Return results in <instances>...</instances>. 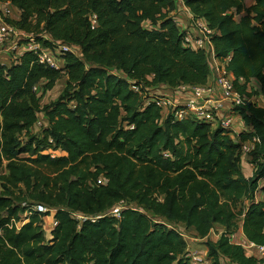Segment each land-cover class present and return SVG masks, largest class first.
Segmentation results:
<instances>
[{
  "label": "trees",
  "instance_id": "1",
  "mask_svg": "<svg viewBox=\"0 0 264 264\" xmlns=\"http://www.w3.org/2000/svg\"><path fill=\"white\" fill-rule=\"evenodd\" d=\"M0 1L20 11L8 18L18 29L81 53H63L60 68L33 51L0 61V171L7 170L0 176V264H192L177 226L206 240L212 264H261L230 234L241 225L250 242L264 245V108L252 101L234 108L248 128L235 139L219 123L163 114L144 93L157 84L204 85L212 76L206 53L183 43L178 0ZM183 2L215 30L216 56L229 58L239 93L263 91L264 0ZM62 76V93L42 105L39 91ZM39 112L48 120L40 134L33 131ZM249 140L248 177L242 145ZM121 200L138 208L83 221L70 212L98 215ZM33 202L56 208L50 239L43 229L49 212L28 213L20 228L14 223ZM217 226L223 231L209 239Z\"/></svg>",
  "mask_w": 264,
  "mask_h": 264
},
{
  "label": "built area",
  "instance_id": "2",
  "mask_svg": "<svg viewBox=\"0 0 264 264\" xmlns=\"http://www.w3.org/2000/svg\"><path fill=\"white\" fill-rule=\"evenodd\" d=\"M178 2L180 3L179 6L187 7L183 0H178ZM3 11L8 13L9 10ZM190 15V23H186V21L183 19V10L179 9L174 13V19L177 25L185 33L183 43L186 47H191L196 50L200 49L206 53L210 70L212 74H215V80L221 89V93H217L215 88L207 83L204 85L194 86L181 84L179 87H183L191 91V97L184 104H180L172 95L166 93H161V96L158 95V91L154 90L152 91V95L146 93V89H152V87H146L144 93L149 97V101L155 102L161 108L163 114H168L170 112L173 117L178 120L194 117L206 122L219 123L223 127L232 130L233 126L239 119V116L236 114L234 108L237 105L243 104L245 101H252L257 106L264 108V96L261 94L256 96V94H254L251 97H243L239 93L235 87L234 76L227 68L229 58L228 60H222L216 56L212 41L215 30L210 27V25L204 19L195 17L193 13H190ZM43 36L47 37V35ZM6 45L11 51L15 50L17 52V56L14 59L20 56L24 51H33L41 63L53 66L55 68H60L63 65L61 55L66 51H70L79 55L81 54L78 46L64 41H52L51 45H46L38 41L33 34L25 33L14 26L0 11V49ZM34 89H36V87H34ZM133 89H135V91L142 92L138 85H133ZM224 106H229L230 111L228 113L222 114L220 111ZM253 147L254 142L249 140L243 143L242 150L243 152L248 153L253 149ZM56 151L62 154V151ZM56 151H52V153L55 154L54 152ZM99 180L101 182L105 181L103 178H100ZM127 207L138 208L134 203H128L125 200H121L108 211L98 215H86L71 210L70 212L79 221H83L85 219L96 220L97 218L105 215L120 217L122 210ZM31 210L32 211L25 212L21 219L14 221L18 228H20L29 220L27 218L28 213H32L33 211L42 213L49 212L50 214L45 215L43 219L45 220L46 217L52 216L53 228L58 224V221L54 217L56 208L49 207L42 203L33 202ZM177 228L188 242L187 256L190 258L191 263L212 264V260L208 257V249H200L196 245L197 241L200 242L204 240V238L196 237L189 229L178 226ZM230 238L232 242L243 246L249 254H254L257 257L264 258V245H258L250 242L247 238H243L242 236L239 237L236 232L230 234Z\"/></svg>",
  "mask_w": 264,
  "mask_h": 264
},
{
  "label": "crops",
  "instance_id": "3",
  "mask_svg": "<svg viewBox=\"0 0 264 264\" xmlns=\"http://www.w3.org/2000/svg\"><path fill=\"white\" fill-rule=\"evenodd\" d=\"M0 9L1 10H10L11 13L13 14V17H12L13 19L19 18L20 11L16 7H14L12 4L0 2ZM179 9L184 11L183 19L186 21V23H190V18H191L190 13H192L191 10L188 7L178 6L177 9L174 11V13L177 12ZM16 56H17V52L15 50L11 51L7 45L0 49V61L3 63L10 64L11 61ZM65 78L67 79L66 76H65ZM207 84L212 85L215 88V90L217 91V93H219V94L221 93V89L215 80V74H212V76L208 80ZM253 84L255 86H257L256 83L253 82ZM159 87L165 88L164 93L172 95L176 99V101L179 102L180 104L186 103L188 101V99L191 97V91H189L188 89H185L183 87L172 88V87L160 84V85H157L153 88L156 89ZM154 91H157V90H154ZM229 111H230L229 106H224L221 109L220 113L224 114V113H228ZM43 123H44V121H43ZM47 124H48V120L46 119L45 126H47ZM244 129H248V128L246 127L244 121L241 118H239L237 120V122L235 123V125L233 126V129H232V131H234V138L237 139L236 134L238 132H241ZM242 167H243V170H244V173L246 174V176H248V177L252 176V174L254 172V165L251 163V158L249 156V152L248 153L243 152ZM262 184H264V178L260 181V185H262ZM261 197H262V192L259 190L256 193V199L258 200ZM217 227L220 228L221 232L223 231V228H221L220 226H217ZM236 234L239 237L242 236L243 238H246L244 233H243L241 225L237 229ZM202 241H205V240H202Z\"/></svg>",
  "mask_w": 264,
  "mask_h": 264
},
{
  "label": "rangeland",
  "instance_id": "4",
  "mask_svg": "<svg viewBox=\"0 0 264 264\" xmlns=\"http://www.w3.org/2000/svg\"><path fill=\"white\" fill-rule=\"evenodd\" d=\"M247 3L250 4V0H247ZM2 14H4L6 16V18H12L13 17V14L11 13V11L9 10L8 13H6L5 11L3 10H0ZM184 12V11H183ZM144 25L146 27H150V23L149 22H145ZM66 85V78L65 76H62L58 82L56 83V85L50 89V90H46L44 93L42 91V89L39 91L40 95L42 94V98H41V104L44 105V104H47V103H50L54 100H56L59 95L62 93L64 87ZM157 85H160V84H157ZM156 85V86H157ZM164 85V84H163ZM167 86V85H166ZM155 86H152V89H146V93H148L149 95L151 94L152 95V91L153 90H157L158 92V95H162L161 93H164L165 91V88L163 87H159V88H153ZM179 86H176L174 88H178ZM255 89V87L253 88ZM256 91V96L258 95H263L264 96V90L261 91L259 93V90L258 89H255ZM157 95V94H156ZM44 121V123H43ZM45 123H46V116L43 112H39L38 113V122L36 123L33 131L35 133H38L40 134L41 131H42V128H44L45 126ZM48 125V124H47ZM55 154L54 155H60L61 153H59L58 151L54 152ZM7 173V170L5 168H3L1 171H0V176ZM1 190H2V187H1V182H0V193H1ZM138 207V206H137ZM140 209H142L141 207H139ZM23 215V214H22ZM24 216V215H23ZM53 228V224H52V216L51 217H46L44 222H43V229L45 231V234H46V237L47 239H50L52 237V234H51V230ZM221 234V231H220V228L218 227H215L209 237V239H212V240H216L217 237ZM195 243V242H194ZM196 245L198 246V248L200 249H204L207 247L206 245V240L205 241H200V242H196ZM222 264H233L230 260L228 259H223L222 260ZM261 264H264V258H263V261H261Z\"/></svg>",
  "mask_w": 264,
  "mask_h": 264
}]
</instances>
